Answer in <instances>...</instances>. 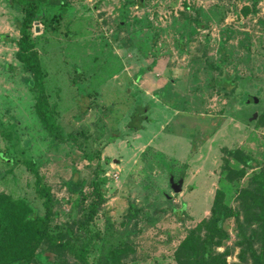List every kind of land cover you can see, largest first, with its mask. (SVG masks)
<instances>
[{
    "label": "rangeland",
    "instance_id": "374dc122",
    "mask_svg": "<svg viewBox=\"0 0 264 264\" xmlns=\"http://www.w3.org/2000/svg\"><path fill=\"white\" fill-rule=\"evenodd\" d=\"M38 1L46 20L33 40L64 141L42 127L16 59L23 13L0 0V193L43 216L32 161L54 196L52 230L77 231L97 202L92 182H102L98 214L76 232L91 263L128 247L121 264H177L181 242L211 215L226 162L240 167L226 151L264 164V129L251 121L264 110V0ZM138 104L152 121L131 132ZM235 189L225 188L230 205ZM236 242L232 223L229 264L240 262ZM33 264L81 263L41 249Z\"/></svg>",
    "mask_w": 264,
    "mask_h": 264
},
{
    "label": "trees",
    "instance_id": "16d2710c",
    "mask_svg": "<svg viewBox=\"0 0 264 264\" xmlns=\"http://www.w3.org/2000/svg\"><path fill=\"white\" fill-rule=\"evenodd\" d=\"M10 7L22 11L23 19L19 23V40L16 59L26 74L31 77L30 89L35 95V114L49 136L63 142L60 126L56 122L57 108L51 105L45 87L46 75L36 54L33 40V28L42 18V3L38 0H7ZM259 1V0H256ZM52 21L57 22L56 15ZM5 36L4 38H6ZM219 84L227 90L234 85L232 78L224 74ZM247 101L253 99L247 95ZM253 103V100H251ZM250 103V104H251ZM254 104V103H253ZM149 106L138 104L128 128L131 132L144 131V122L152 121L147 116ZM257 124L264 129V110L258 115ZM229 160H234L239 168H233L226 162L222 187L217 190L209 219L190 230L175 252L177 264H229L227 257L230 248L224 247L229 237V226L233 223L240 249L239 263L264 264V164L256 161L242 150L226 151ZM24 165L35 178L34 190L42 201L44 215L37 214L35 208L25 199H14L0 193V264L36 262L38 251L46 249L56 256L70 257L81 264H92L89 257L91 247L75 243L76 232L87 228L98 214L104 201L102 182L94 180L92 187L97 202L92 204L78 223L77 231L72 226L64 230L53 231L51 222L55 215L54 196L51 189L44 184L36 165L25 161ZM236 186L235 205L227 202L225 188ZM224 248V251H219ZM128 247L110 251V264H121V258ZM245 262V263H243Z\"/></svg>",
    "mask_w": 264,
    "mask_h": 264
},
{
    "label": "water",
    "instance_id": "95a60500",
    "mask_svg": "<svg viewBox=\"0 0 264 264\" xmlns=\"http://www.w3.org/2000/svg\"><path fill=\"white\" fill-rule=\"evenodd\" d=\"M141 1H143V0H141ZM252 100H253V103L255 105L259 104V102H260L259 99L256 98V97L253 98ZM247 103L250 104L251 100H249ZM257 118H258V114H254V116L252 117L251 121H256ZM183 185H184L183 180H180L177 183H174V181H171V186H172V189L175 192V194H180L182 192Z\"/></svg>",
    "mask_w": 264,
    "mask_h": 264
}]
</instances>
